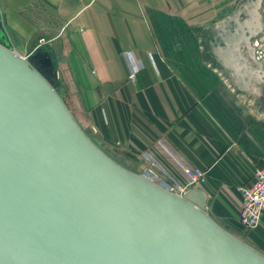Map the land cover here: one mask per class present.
<instances>
[{"label": "crops", "instance_id": "0c3cea01", "mask_svg": "<svg viewBox=\"0 0 264 264\" xmlns=\"http://www.w3.org/2000/svg\"><path fill=\"white\" fill-rule=\"evenodd\" d=\"M246 1L0 0V21L19 55H50L58 93L109 157L141 175L150 154L185 182L156 147L165 139L205 172L207 213L264 254V215L243 228L237 193L264 163V69L226 45Z\"/></svg>", "mask_w": 264, "mask_h": 264}, {"label": "water", "instance_id": "95a60500", "mask_svg": "<svg viewBox=\"0 0 264 264\" xmlns=\"http://www.w3.org/2000/svg\"><path fill=\"white\" fill-rule=\"evenodd\" d=\"M263 1L244 22L238 10L226 43L258 70ZM2 29L0 264H264L207 213L200 188L172 193L109 157L58 93L50 55L22 57Z\"/></svg>", "mask_w": 264, "mask_h": 264}, {"label": "built area", "instance_id": "2783aa9c", "mask_svg": "<svg viewBox=\"0 0 264 264\" xmlns=\"http://www.w3.org/2000/svg\"><path fill=\"white\" fill-rule=\"evenodd\" d=\"M129 64V79L135 81L139 73V66L130 54H126ZM156 147L170 160L179 173L184 177L181 182L172 172L150 154L144 156L147 167L141 174L153 183L172 193L182 195L192 187H198L206 181V174L202 169L193 167L184 161L175 149L165 140L160 139ZM240 197L239 221L246 230L257 227L264 215V163L258 166L253 177L237 188Z\"/></svg>", "mask_w": 264, "mask_h": 264}, {"label": "flooded vegetation", "instance_id": "af4514ba", "mask_svg": "<svg viewBox=\"0 0 264 264\" xmlns=\"http://www.w3.org/2000/svg\"><path fill=\"white\" fill-rule=\"evenodd\" d=\"M253 2H254V0H247L246 3L242 7L244 9V11H245L246 19H250L249 13L253 9ZM262 9H263V18H264V1H263V4H262ZM234 28H235V26H233L232 30ZM263 36H264V33H263Z\"/></svg>", "mask_w": 264, "mask_h": 264}, {"label": "bare ground", "instance_id": "6f19581e", "mask_svg": "<svg viewBox=\"0 0 264 264\" xmlns=\"http://www.w3.org/2000/svg\"><path fill=\"white\" fill-rule=\"evenodd\" d=\"M250 17V16H249ZM243 54V53H242ZM262 64V63H261ZM252 65V64H251Z\"/></svg>", "mask_w": 264, "mask_h": 264}, {"label": "rangeland", "instance_id": "374dc122", "mask_svg": "<svg viewBox=\"0 0 264 264\" xmlns=\"http://www.w3.org/2000/svg\"><path fill=\"white\" fill-rule=\"evenodd\" d=\"M36 52V51H35ZM34 53V52H33Z\"/></svg>", "mask_w": 264, "mask_h": 264}]
</instances>
